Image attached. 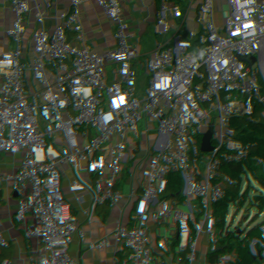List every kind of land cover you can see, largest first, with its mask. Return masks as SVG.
<instances>
[{
	"label": "built area",
	"instance_id": "built-area-1",
	"mask_svg": "<svg viewBox=\"0 0 264 264\" xmlns=\"http://www.w3.org/2000/svg\"><path fill=\"white\" fill-rule=\"evenodd\" d=\"M257 8L264 13V0ZM254 12L239 0H217L207 13L178 1L144 8L139 0H108L84 10L75 4L73 14L61 19V5L48 0L38 16L17 12L6 21L0 31L6 78L0 85V122L7 125L0 131V264H96L102 248L114 254V264H193L189 249L212 251L214 234L230 264H244L238 246L256 250L264 244L259 219L264 204L258 214L238 216L254 187L264 201V124L251 122L227 133L216 109L259 83L264 25ZM110 13L117 15L113 25L126 16L124 25L109 29ZM190 34L240 41L244 53L209 66L176 99L158 93L162 104L141 137L129 130L130 121L149 117L136 113L133 74L126 67L130 54L147 56L161 43ZM115 72L121 95L111 156L115 171L100 185L63 101L80 95L90 106L86 95ZM51 74L58 77L60 92L29 88L28 77L41 86ZM41 110L48 112L50 129L71 156L69 180L42 175L36 119ZM176 115L183 144L174 139ZM20 128L24 140L5 159L3 144ZM208 187L207 196L200 188ZM223 218L238 224L239 239Z\"/></svg>",
	"mask_w": 264,
	"mask_h": 264
},
{
	"label": "crops",
	"instance_id": "crops-1",
	"mask_svg": "<svg viewBox=\"0 0 264 264\" xmlns=\"http://www.w3.org/2000/svg\"><path fill=\"white\" fill-rule=\"evenodd\" d=\"M239 1L244 5L253 7L259 25H264V13L258 8L256 9L260 5V0ZM216 6L217 0H214L201 11L207 13ZM125 20L126 16H121L115 25L110 23L108 27L112 29L116 26H122ZM1 30L2 25H0ZM243 53L244 45L240 41L235 42L222 36L207 38L199 34H190L176 37L169 43H161L146 57L156 76L153 83L163 99L168 97L176 99L181 95L184 88L209 66L216 62H232L240 58ZM5 80L4 68L0 62V85ZM35 82L33 77L27 78L30 89L42 87L49 95L60 92L56 75L51 74L45 77L41 86L36 85ZM86 96L90 101V106L85 107L82 97L75 95L72 98L64 97L63 109L72 118L75 128L88 149L92 163L91 173L100 185H104L112 179L115 171L114 166L108 173H102L101 168L104 164H109L110 160L112 161L111 156L115 146L116 138L109 126V114L113 103L108 89L104 86L89 92ZM36 119L40 127L38 151L42 161V175L54 182L71 179L73 177L71 156L50 129L48 112L41 110ZM6 127V123L1 121L0 131L5 130ZM24 137L25 130L22 128L12 132L3 144L2 156L5 159L12 157L17 152V144L23 141ZM71 198L72 195L65 197L66 201H70ZM259 207L260 205L255 210V214L259 213ZM113 256L111 251L102 248L96 254V264H114Z\"/></svg>",
	"mask_w": 264,
	"mask_h": 264
},
{
	"label": "trees",
	"instance_id": "trees-1",
	"mask_svg": "<svg viewBox=\"0 0 264 264\" xmlns=\"http://www.w3.org/2000/svg\"><path fill=\"white\" fill-rule=\"evenodd\" d=\"M33 0H0V8L4 11L6 19L0 22L2 27L17 12L30 15V3ZM48 0H41L37 11L31 16H38L41 6ZM62 7L61 19L73 14V6L78 4L82 10L90 5H100L108 0H53ZM142 7H165L174 1H178L186 6L200 11L214 0H139ZM115 13H110L109 24L116 19ZM111 29V28H110ZM38 42H42L39 40ZM125 63L121 62V67ZM126 67L133 74L131 88L133 97L136 100V113L139 115H149L143 122H129V130L136 131L142 137V131L152 126L155 122V108L158 109L162 102L158 98V89L155 87L153 80L156 79L152 66L146 56L139 53L131 52L129 64ZM118 74L115 72L105 83L104 87L108 89L109 96L112 101V108L109 114V126L113 136L116 138L119 115L121 111V95L118 88ZM217 119L224 123L227 133H234L241 130L247 124L254 122L264 124V57L259 74V83L255 89L247 90L244 93L230 98L217 105ZM259 219L264 225V206L259 214ZM231 231L237 230L239 226L235 221L230 219H222ZM221 237L217 234L212 236V251H206L203 247H195L189 249V257L193 264H230L227 259V251L219 246ZM237 255L244 261V264H264V244L256 250L239 245L236 249Z\"/></svg>",
	"mask_w": 264,
	"mask_h": 264
},
{
	"label": "rangeland",
	"instance_id": "rangeland-1",
	"mask_svg": "<svg viewBox=\"0 0 264 264\" xmlns=\"http://www.w3.org/2000/svg\"><path fill=\"white\" fill-rule=\"evenodd\" d=\"M192 51V50H191ZM194 53V51H192ZM196 53V52H195ZM183 72V71H182ZM183 77V76H182ZM181 77V78H182ZM172 125L173 127H176V133L174 135V139L176 141V144H183V140H182V133L180 131V125L178 124V115H176L173 118L172 121ZM144 132L146 133V130L144 129ZM146 159V158H145ZM108 163V162H107ZM112 166H114L112 164V161H109V164H104L101 168H102V173H108L109 171H111L110 169L112 168ZM101 170V169H100ZM102 173L100 174L102 176ZM258 186L254 187L251 192L249 193L245 203H243L241 205L240 211L238 213V216L242 219H247L249 218L257 209V207L260 205L259 209L263 206V195L258 193ZM261 203V204H260Z\"/></svg>",
	"mask_w": 264,
	"mask_h": 264
},
{
	"label": "water",
	"instance_id": "water-1",
	"mask_svg": "<svg viewBox=\"0 0 264 264\" xmlns=\"http://www.w3.org/2000/svg\"><path fill=\"white\" fill-rule=\"evenodd\" d=\"M41 3V0H33L31 3H30V13L31 14H35L36 11H37V8L39 6V4ZM6 19V16H5V13L4 11L0 8V22H3L5 21ZM48 48L51 49V46L48 45ZM74 65H75V61L74 60H71L70 61V67H71V70L74 69ZM179 108H181V106L179 105ZM201 191L205 192L206 195L208 196L212 189L211 188H200ZM162 264H168V261H164Z\"/></svg>",
	"mask_w": 264,
	"mask_h": 264
},
{
	"label": "bare ground",
	"instance_id": "bare-ground-1",
	"mask_svg": "<svg viewBox=\"0 0 264 264\" xmlns=\"http://www.w3.org/2000/svg\"><path fill=\"white\" fill-rule=\"evenodd\" d=\"M263 203H264V201H263ZM261 208H262V207H261ZM261 208H260V209H261ZM260 209H258V210H260Z\"/></svg>",
	"mask_w": 264,
	"mask_h": 264
}]
</instances>
